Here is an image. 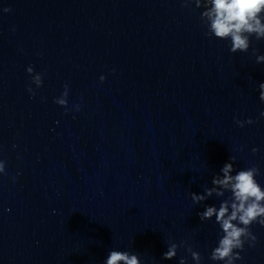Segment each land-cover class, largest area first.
<instances>
[{"label":"water","instance_id":"water-1","mask_svg":"<svg viewBox=\"0 0 264 264\" xmlns=\"http://www.w3.org/2000/svg\"><path fill=\"white\" fill-rule=\"evenodd\" d=\"M204 10L0 0V264H104L112 250L195 264L185 247L162 259L169 241L223 264L210 260L222 230L199 214L231 193L201 204L191 193L211 188L231 156L236 171L258 167L264 188V64L252 54L264 55V40L231 53L230 40L206 34ZM28 67L43 74L39 89ZM65 84L67 114L54 103ZM250 230L255 247L235 264H264V226Z\"/></svg>","mask_w":264,"mask_h":264},{"label":"clouds","instance_id":"clouds-1","mask_svg":"<svg viewBox=\"0 0 264 264\" xmlns=\"http://www.w3.org/2000/svg\"><path fill=\"white\" fill-rule=\"evenodd\" d=\"M192 4H195L197 9H205L200 19L207 29L206 34L219 40H230L231 53H247L251 37H255L257 41L264 40V0H182L184 8H189ZM3 11L9 12L11 9L5 8ZM252 54L256 56L257 64H264V55H257L255 50ZM26 71L36 89L42 87L43 74L34 73L32 67H28ZM99 79L103 83L106 78L102 75ZM27 91L30 96L35 97L36 92L32 87H28ZM69 91L68 85L65 84L64 91L54 100L55 104L65 108L66 114ZM259 99L264 102V83L259 85ZM73 110L78 112L80 106L75 105ZM260 116L264 117V112H261ZM234 122L243 128L246 124L251 125L256 121L235 119ZM258 151L259 149L252 148L253 155ZM235 160L234 156L230 157L231 162L226 163L221 169L222 175L214 176L213 186L205 188L204 194L191 193L194 204H201L213 194L224 197L225 193H231L221 202L218 209L215 206H206L205 211L199 214L201 222L215 217V223L222 230L223 235L218 241V246L212 250L210 260L223 264H235V261L243 259L240 252L245 250V244L255 247L257 240L250 230L251 226L253 224L264 226V188L256 180L260 170L256 166H251L236 171L233 167ZM0 175H7L4 160H0ZM181 247L186 248L195 264H201V255L187 246L186 241H181L179 245L169 241L168 249L162 259L173 260ZM104 264H141V261L135 254L112 250ZM179 264H187V260L181 258Z\"/></svg>","mask_w":264,"mask_h":264}]
</instances>
